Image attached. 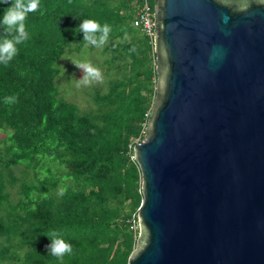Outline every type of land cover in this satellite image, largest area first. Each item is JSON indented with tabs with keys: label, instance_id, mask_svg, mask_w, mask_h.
Wrapping results in <instances>:
<instances>
[{
	"label": "trees",
	"instance_id": "trees-1",
	"mask_svg": "<svg viewBox=\"0 0 264 264\" xmlns=\"http://www.w3.org/2000/svg\"><path fill=\"white\" fill-rule=\"evenodd\" d=\"M140 3L40 0L25 20L29 39L0 64V264L126 263L141 200L132 146L144 138L156 78L152 36L132 24ZM10 4L0 0V19ZM85 19L111 31L99 48L103 82L80 108L55 76L59 58L94 48L82 39ZM53 231L72 245L62 259L48 252Z\"/></svg>",
	"mask_w": 264,
	"mask_h": 264
},
{
	"label": "water",
	"instance_id": "water-1",
	"mask_svg": "<svg viewBox=\"0 0 264 264\" xmlns=\"http://www.w3.org/2000/svg\"><path fill=\"white\" fill-rule=\"evenodd\" d=\"M152 12L125 264H264V0H154Z\"/></svg>",
	"mask_w": 264,
	"mask_h": 264
},
{
	"label": "clouds",
	"instance_id": "clouds-1",
	"mask_svg": "<svg viewBox=\"0 0 264 264\" xmlns=\"http://www.w3.org/2000/svg\"><path fill=\"white\" fill-rule=\"evenodd\" d=\"M8 3V0H3ZM40 0H11L10 6L5 8L0 24L5 28V35L0 38V64L5 66L18 54L17 45H20L29 39V33L26 30L25 20L28 13L36 12L39 9ZM83 33L82 39L96 48H103L108 43L111 28L108 24L103 26L93 19H85L79 25ZM76 67L82 70L83 75L78 79L76 87L88 85L91 81L103 82V75L99 68L93 66L90 62H72ZM16 102V97L8 96L5 98L6 104ZM64 194L61 188L59 195ZM51 243L47 245L48 252L51 255L62 259L66 254H71L72 245L66 242L63 237L53 231L50 233Z\"/></svg>",
	"mask_w": 264,
	"mask_h": 264
},
{
	"label": "rangeland",
	"instance_id": "rangeland-1",
	"mask_svg": "<svg viewBox=\"0 0 264 264\" xmlns=\"http://www.w3.org/2000/svg\"><path fill=\"white\" fill-rule=\"evenodd\" d=\"M80 49L72 50L67 58H64L63 63L61 58L56 61L59 68L58 74L55 76V84H58V90L61 95L69 100L74 101L80 108H86L92 104L91 91H93L101 82L91 81L88 85H81L76 87L78 79L83 75L82 70L78 69L72 62H90L93 66L102 69V58L107 54H102L99 48L95 49ZM112 75V73H110ZM4 136L3 128L0 129V139ZM3 142H0V149H2ZM137 222V218H136Z\"/></svg>",
	"mask_w": 264,
	"mask_h": 264
},
{
	"label": "built area",
	"instance_id": "built-area-1",
	"mask_svg": "<svg viewBox=\"0 0 264 264\" xmlns=\"http://www.w3.org/2000/svg\"><path fill=\"white\" fill-rule=\"evenodd\" d=\"M132 24L138 26L143 33L153 36V12L147 0H141Z\"/></svg>",
	"mask_w": 264,
	"mask_h": 264
}]
</instances>
